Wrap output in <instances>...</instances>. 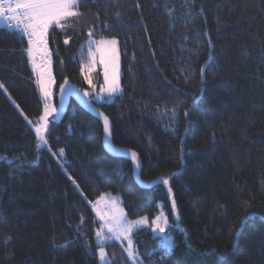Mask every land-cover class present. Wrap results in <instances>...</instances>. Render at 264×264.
Wrapping results in <instances>:
<instances>
[{
    "label": "trees",
    "instance_id": "trees-1",
    "mask_svg": "<svg viewBox=\"0 0 264 264\" xmlns=\"http://www.w3.org/2000/svg\"><path fill=\"white\" fill-rule=\"evenodd\" d=\"M77 11L49 30L54 92L65 79L89 89V30L117 41L121 90L100 106L114 143L138 151L141 185L74 101L62 120L50 117L40 143L33 125L44 104L28 40L0 25V264H104L99 247L116 264H198L193 249L264 264V0H82ZM108 193L131 219L162 203L175 251L146 227L132 235L136 259L126 241L99 242L94 205Z\"/></svg>",
    "mask_w": 264,
    "mask_h": 264
},
{
    "label": "snow or ice",
    "instance_id": "snow-or-ice-1",
    "mask_svg": "<svg viewBox=\"0 0 264 264\" xmlns=\"http://www.w3.org/2000/svg\"><path fill=\"white\" fill-rule=\"evenodd\" d=\"M81 2L82 0H0V20L7 23L9 28L15 27L21 36L27 37L29 47L24 51L31 58L32 63L37 70V75L40 78L39 83L41 84V90L46 97L51 95L49 85L52 81L50 75L48 79L45 80V71L47 70L46 65L43 67L36 65V54H48L46 37L49 28H51L54 24L60 28H64L65 25L61 24V20L81 15V13L74 10L79 7ZM116 15L119 16V13H116ZM89 34L91 35V30H89ZM116 43L117 41L115 39H101L99 41L89 42L88 54L90 59L95 55L92 51L93 45L95 46V49L101 53V59L99 62L104 65V80L106 85L101 87L100 93H89L87 91L83 92L82 99H84V103L89 106L97 100L106 102L108 97H111L113 94L118 93L121 90L119 86V53L115 47ZM93 62L95 61L93 60ZM89 83H91V81H89ZM67 84L68 82L65 81V85ZM65 85H61L60 87L62 98L64 95H80V93H76L73 88L66 87ZM0 89L7 91L3 82H0ZM102 94L107 95L105 96ZM201 99L202 97L200 94H194L192 101L193 107L197 106ZM53 113H57V109L55 107L49 108L48 105H45L44 115L40 117L41 122L34 125L38 139L42 145H48L45 132L48 130V116ZM103 120L105 133L110 137L111 129L109 125V118L104 116ZM63 152V149L59 150L60 154H63ZM131 155L133 159L136 158L135 153H132ZM12 163H15V160H13ZM153 183L169 185V180L165 177H158ZM168 191H171L170 187L168 188ZM101 200H103V197H101ZM174 204L175 201L173 200V205ZM111 206L115 208L114 200L111 202ZM254 216L255 213H249L241 221V224H246L247 221L250 218H254ZM102 219L105 220V227L111 234L110 238L117 240H123L126 238L128 244L126 251L132 259H136L137 251L134 247L131 234L138 226L147 225L149 223L148 220L146 218H140V220L136 222L127 221L125 215L119 210L113 211L111 216H102ZM151 227L154 234H159L157 236L159 241L158 247L166 253H173L178 245L175 242V238L166 232V228L170 227L167 218L157 216L152 222ZM242 231L243 228H241L240 232L237 233V243ZM97 236L103 239L102 230L97 231ZM192 251L200 257L198 264H231V253L225 252L217 255V249H208L204 252H201L198 249H193ZM99 257L104 264H110L103 247L99 249ZM208 257H215V259L210 262Z\"/></svg>",
    "mask_w": 264,
    "mask_h": 264
},
{
    "label": "rangeland",
    "instance_id": "rangeland-1",
    "mask_svg": "<svg viewBox=\"0 0 264 264\" xmlns=\"http://www.w3.org/2000/svg\"><path fill=\"white\" fill-rule=\"evenodd\" d=\"M75 11H77V8L74 9ZM71 18L73 17H68L64 20H61V24H64L67 22V20H70ZM55 25V24H54ZM53 25V26H54ZM50 30V28H49ZM49 30H48V33H47V37L46 39H48V34H49ZM112 38H104V40H111ZM101 39H95V38H92L90 37V35L88 36L87 40L84 42V59H83V63H82V74L83 76L85 77L86 80H88V83L89 81H91V83H89L90 87H89V93H93L96 91H101V87L103 86H106L105 85V80H104V65L102 63H100V59H101V53L99 51H97L95 49V46L93 45V48H92V51L95 53L94 57L90 59L89 57V42L90 41H99ZM117 48V43H116V46ZM47 49H48V54L45 55L43 53H37L36 54V57H35V61H36V65H40V66H45L46 65V71H45V80L48 79L49 75H50V78H51V81L52 83L49 85V91L51 93L50 96L46 97L43 93V91L41 90V84L39 83V76L37 75V70L35 68V66L33 65L32 63V60L31 58L29 57V61H30V65H31V68L33 70V73L35 75V79H36V82L38 84V88H39V92H40V96L43 100V111L40 115V117H42L44 115V110H45V105H48L49 108L51 107H54V103H53V86H54V75H53V66H52V60H51V52L48 48V45H47ZM119 53V52H118ZM99 56V57H98ZM93 60L95 62H93ZM92 72L95 73V76H96V80L93 81V77H92ZM119 77H120V66H119ZM102 79V81H100ZM100 81V82H99ZM119 83H120V78H119ZM97 84L99 85V88L97 86ZM116 94V93H115ZM103 95H107V94H103ZM114 95V94H113ZM112 95V96H113ZM111 97H108L107 100H110ZM101 102V101H100ZM53 115V114H52ZM48 116V126H49V123H50V117L52 116ZM40 117L36 120V124L40 123ZM34 124V125H36ZM33 125V128L35 130V127ZM36 132V131H35ZM37 134V133H36ZM38 137V136H37ZM115 201V208H113L111 206V202L112 201ZM159 209H158V212L155 214V215H151V216H148V215H143L141 217H138V218H129L127 215H126V212L122 206V203H121V198L118 194H113V193H108V194H105L104 197H103V200H98L95 205H94V209L95 210H98V215L100 217V227H99V230H102V236H103V239L101 237H98L97 236V240L99 242H113V241H116L117 239H114V238H110L111 237V234L109 233L108 229L105 227V220L102 219V216H111V214L113 213V211H116V210H119L121 211L127 221H130V222H136L138 220H140V218H146L148 220V224L147 225H140L138 226L136 229L133 230L132 234H131V238H132V235L135 231L141 229V228H147V229H150L152 231V222L154 221V219L157 217V216H160V217H166L167 218V215L165 213V209L164 207L162 206V203H159ZM168 220V218H167ZM163 222V221H161ZM168 224H169V221H168ZM168 228H166V232L171 235L173 237V235L171 233H169L167 231ZM153 233V231H152ZM154 234V233H153ZM155 236H158L159 234H154ZM123 241H126L127 242V239H123ZM121 242V241H120ZM101 247L98 248V258L100 260V257H99V249ZM104 248V247H103ZM105 253L107 255V258H108V261H110L111 264H116V259L110 255V250L109 249H105ZM123 251V250H122ZM124 252V251H123ZM125 254V252H124ZM126 256V255H125ZM124 258V257H123ZM129 259V257H127ZM101 261V260H100ZM102 262V261H101ZM104 263V262H102Z\"/></svg>",
    "mask_w": 264,
    "mask_h": 264
},
{
    "label": "water",
    "instance_id": "water-1",
    "mask_svg": "<svg viewBox=\"0 0 264 264\" xmlns=\"http://www.w3.org/2000/svg\"><path fill=\"white\" fill-rule=\"evenodd\" d=\"M65 81L68 82L67 85H65ZM61 85H65L66 87L73 88L75 92L80 93V95H76V94H73L71 96L64 95L62 98L61 92H60ZM83 92H84L83 89L79 85H77L75 82L71 81L70 79L63 80L62 83L59 85V88L56 93L55 108L57 109V113L53 114V120L60 121L64 118L71 101H74L82 109L90 113L92 116L96 117L102 126V145L105 151L108 152L110 155L117 156V157H123V158L130 160L131 165H132L133 178L139 185H141L140 172H141L142 161H141V157L138 151L133 148L117 145L114 143L112 119L96 102H94L91 106L84 103V99H82ZM104 116H107L109 118V125L111 129L110 137L105 133V130H104V120H103ZM132 153L136 154L135 159H133L131 155Z\"/></svg>",
    "mask_w": 264,
    "mask_h": 264
},
{
    "label": "crops",
    "instance_id": "crops-1",
    "mask_svg": "<svg viewBox=\"0 0 264 264\" xmlns=\"http://www.w3.org/2000/svg\"><path fill=\"white\" fill-rule=\"evenodd\" d=\"M2 21V23L1 24H3L4 23V21L3 20H1Z\"/></svg>",
    "mask_w": 264,
    "mask_h": 264
}]
</instances>
